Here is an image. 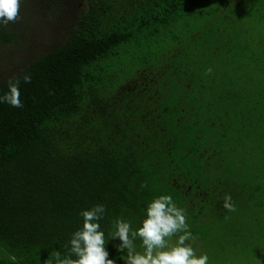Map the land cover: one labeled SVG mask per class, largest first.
<instances>
[{
	"label": "trees",
	"instance_id": "trees-1",
	"mask_svg": "<svg viewBox=\"0 0 264 264\" xmlns=\"http://www.w3.org/2000/svg\"><path fill=\"white\" fill-rule=\"evenodd\" d=\"M15 78L24 106L0 104V264L69 254L98 203L106 240L119 217L138 227L161 194L185 209L186 243L264 262V0H21L0 24V95ZM119 243L106 247L125 264Z\"/></svg>",
	"mask_w": 264,
	"mask_h": 264
},
{
	"label": "clouds",
	"instance_id": "clouds-1",
	"mask_svg": "<svg viewBox=\"0 0 264 264\" xmlns=\"http://www.w3.org/2000/svg\"><path fill=\"white\" fill-rule=\"evenodd\" d=\"M21 0H0V24L14 21L19 13ZM211 69L208 72L211 73ZM24 83H31V76L23 77ZM21 81L18 78L8 82V91L0 95V104L6 103L13 108H22ZM224 207L235 211L231 195H226ZM107 207L98 203L80 212L82 227L71 235L70 252L62 255L53 251L45 264H117L116 258H110L107 245L110 241L118 252H126L125 264H209L207 253L197 254L192 243L195 238L187 223L185 209L178 207L172 195L161 194L151 200L144 210V218L138 227L132 221L119 217L113 221L114 231L106 240V233L101 227ZM182 233V234H180ZM176 236L175 243H170ZM141 241L137 250L136 240ZM75 256V259L72 257Z\"/></svg>",
	"mask_w": 264,
	"mask_h": 264
},
{
	"label": "rangeland",
	"instance_id": "rangeland-1",
	"mask_svg": "<svg viewBox=\"0 0 264 264\" xmlns=\"http://www.w3.org/2000/svg\"><path fill=\"white\" fill-rule=\"evenodd\" d=\"M170 243H175V241ZM197 251V254H202L205 253L201 248H195ZM236 255V254H235ZM229 255L228 259L229 261L224 262L223 260H215L214 258H211L210 255L209 256V264H247L246 260L244 259L243 255L238 253V256L236 255ZM258 258V257H257ZM254 264H262L264 262H262V259H258V261H253Z\"/></svg>",
	"mask_w": 264,
	"mask_h": 264
}]
</instances>
